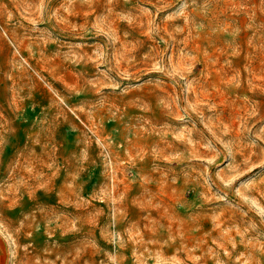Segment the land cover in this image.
I'll return each instance as SVG.
<instances>
[{
  "label": "rangeland",
  "instance_id": "obj_1",
  "mask_svg": "<svg viewBox=\"0 0 264 264\" xmlns=\"http://www.w3.org/2000/svg\"><path fill=\"white\" fill-rule=\"evenodd\" d=\"M0 264H264V0H0Z\"/></svg>",
  "mask_w": 264,
  "mask_h": 264
}]
</instances>
